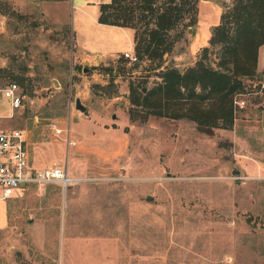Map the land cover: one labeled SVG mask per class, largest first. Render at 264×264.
I'll use <instances>...</instances> for the list:
<instances>
[{"label": "rangeland", "instance_id": "obj_1", "mask_svg": "<svg viewBox=\"0 0 264 264\" xmlns=\"http://www.w3.org/2000/svg\"><path fill=\"white\" fill-rule=\"evenodd\" d=\"M95 6L0 0V87L15 83L22 97L2 126L24 131L34 170L63 163L74 178L63 193L49 184L6 201L0 264H60L61 254L65 264H264V45L229 128L131 121L129 110L141 108L130 105V87L146 92L164 68L196 61L194 27L171 32L181 36L161 62L129 64L122 53H134L133 29L97 23ZM52 126L68 129L74 146Z\"/></svg>", "mask_w": 264, "mask_h": 264}, {"label": "trees", "instance_id": "obj_2", "mask_svg": "<svg viewBox=\"0 0 264 264\" xmlns=\"http://www.w3.org/2000/svg\"><path fill=\"white\" fill-rule=\"evenodd\" d=\"M199 0H109L98 5L99 24L133 29L137 59L162 61L181 32L196 24ZM219 6V21L210 28L207 45L196 61L179 72L172 66L160 72V82L142 94L143 86L128 89L129 119L148 116L195 123L199 132L227 129L233 122V103L242 94L244 80L258 76L257 52L264 44V0H228ZM143 23V28L138 24ZM180 26L181 32H173ZM214 53L215 64L207 62Z\"/></svg>", "mask_w": 264, "mask_h": 264}, {"label": "built area", "instance_id": "obj_3", "mask_svg": "<svg viewBox=\"0 0 264 264\" xmlns=\"http://www.w3.org/2000/svg\"><path fill=\"white\" fill-rule=\"evenodd\" d=\"M122 56L129 64L138 62L133 53L123 52ZM15 83H7L0 87V102L7 105L8 113L0 115V201L16 197L21 190L28 187H42L53 184L65 191L66 187L74 185V178L67 172L66 164H58L34 170L30 165V156L24 131L16 128L3 127L5 121L12 119L13 114L21 107V95ZM242 102L234 105L242 106ZM51 132L55 137L63 135L66 147L74 146L69 139L68 129H58L54 126Z\"/></svg>", "mask_w": 264, "mask_h": 264}, {"label": "crops", "instance_id": "obj_4", "mask_svg": "<svg viewBox=\"0 0 264 264\" xmlns=\"http://www.w3.org/2000/svg\"><path fill=\"white\" fill-rule=\"evenodd\" d=\"M109 0H92L95 3L96 7V15H98V5L100 3H106ZM82 3V1H79ZM198 14L196 18V24L194 26V33L190 35V40L188 44V54L194 53L198 48L203 47L210 35V28L216 25L219 21L220 15V7L215 2L209 0H200L197 4ZM97 17V16H96ZM105 25V24H101ZM124 28V27H122ZM258 48V52L261 46ZM195 48V51L191 50ZM257 61H258V53H257ZM7 201V200H6ZM6 201H0V231H4L8 227V204ZM42 240L44 243V231L42 229ZM63 255L61 254V262L60 264H65L63 262Z\"/></svg>", "mask_w": 264, "mask_h": 264}, {"label": "water", "instance_id": "obj_5", "mask_svg": "<svg viewBox=\"0 0 264 264\" xmlns=\"http://www.w3.org/2000/svg\"><path fill=\"white\" fill-rule=\"evenodd\" d=\"M52 84L54 86H58L55 81H53ZM141 92L144 93L145 90L142 89ZM73 108L76 112L80 113L82 116L87 117L89 115L86 108L80 103L78 99L74 100ZM112 119H114V116H112ZM147 199L150 200V197H147Z\"/></svg>", "mask_w": 264, "mask_h": 264}]
</instances>
